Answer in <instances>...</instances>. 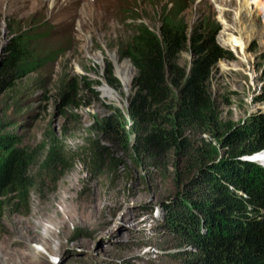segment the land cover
<instances>
[{
    "label": "rangeland",
    "instance_id": "1",
    "mask_svg": "<svg viewBox=\"0 0 264 264\" xmlns=\"http://www.w3.org/2000/svg\"><path fill=\"white\" fill-rule=\"evenodd\" d=\"M219 1L227 0H0V65L22 33L43 59L38 70L0 94L1 132L17 134L31 148L55 134L68 158L57 179L38 177L25 204L3 213L0 264H183L180 252L190 246L180 247L163 220V203L175 193L171 169L148 175L113 151L123 163L92 175L87 127L105 105L125 112L135 70L121 49L138 22L158 29L161 13L170 9L189 38L194 30L207 31L229 52L210 79L223 120L247 126L264 113V49L260 40L249 44L253 69L239 46L223 43L226 29L239 27V15L224 17L231 8ZM192 59L188 50L179 55L184 67ZM118 63L129 65L127 86ZM70 82L87 104L58 107L57 92ZM257 154L247 159L264 167V153Z\"/></svg>",
    "mask_w": 264,
    "mask_h": 264
},
{
    "label": "trees",
    "instance_id": "2",
    "mask_svg": "<svg viewBox=\"0 0 264 264\" xmlns=\"http://www.w3.org/2000/svg\"><path fill=\"white\" fill-rule=\"evenodd\" d=\"M178 17L173 9L162 12L158 29L138 22L123 45L121 57L135 70L132 92L125 112L105 105L92 117L91 173L115 171L123 160L113 151L148 175L171 169L175 193L163 203V220L180 247H192L181 250L183 264H264V167L247 159L264 149V113L247 126L223 120L210 79L229 52L207 31L194 30L189 38ZM30 43L22 33L7 48L0 94L42 66ZM187 50L193 59L184 67L179 55ZM78 92L74 82L59 88L58 107L87 104ZM1 131L0 233L3 213L25 204L38 177L57 179L68 163L55 134L31 148Z\"/></svg>",
    "mask_w": 264,
    "mask_h": 264
},
{
    "label": "bare ground",
    "instance_id": "3",
    "mask_svg": "<svg viewBox=\"0 0 264 264\" xmlns=\"http://www.w3.org/2000/svg\"><path fill=\"white\" fill-rule=\"evenodd\" d=\"M219 2H221L222 5L226 4L231 8V10L229 9L230 11L224 13V17L227 19L233 21L232 16L234 11H236V13L238 12L239 15V19L236 22V26L238 25L239 27H237L235 31L226 29V32L222 37L223 43L231 46H239L242 50L243 56H245L244 58L247 59V62L250 63L254 69V57L248 58V49L250 46L249 44L256 39L260 40L261 46L264 49V24L260 26V22H264V0H227ZM128 69V63H118L120 79L126 86L130 81ZM263 153L264 150L257 154L256 159H258V156Z\"/></svg>",
    "mask_w": 264,
    "mask_h": 264
},
{
    "label": "clouds",
    "instance_id": "4",
    "mask_svg": "<svg viewBox=\"0 0 264 264\" xmlns=\"http://www.w3.org/2000/svg\"><path fill=\"white\" fill-rule=\"evenodd\" d=\"M262 151V150H261ZM260 152V151H259ZM258 153V152H257Z\"/></svg>",
    "mask_w": 264,
    "mask_h": 264
}]
</instances>
